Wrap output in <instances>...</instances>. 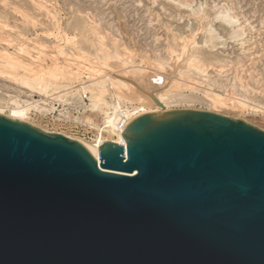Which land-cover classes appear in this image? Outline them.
<instances>
[{
  "label": "water",
  "instance_id": "obj_1",
  "mask_svg": "<svg viewBox=\"0 0 264 264\" xmlns=\"http://www.w3.org/2000/svg\"><path fill=\"white\" fill-rule=\"evenodd\" d=\"M93 148L0 113V264H264V130L144 111Z\"/></svg>",
  "mask_w": 264,
  "mask_h": 264
},
{
  "label": "rangeland",
  "instance_id": "obj_2",
  "mask_svg": "<svg viewBox=\"0 0 264 264\" xmlns=\"http://www.w3.org/2000/svg\"><path fill=\"white\" fill-rule=\"evenodd\" d=\"M225 14L237 16L238 23L223 21ZM98 42L115 53L107 64ZM5 54L35 68L65 66L66 75L67 70L76 75L59 79L57 90L38 92L10 77L8 71L15 70L2 61ZM195 60L206 64L204 78L196 72ZM135 65L146 68V82L172 89L171 109L210 110L264 130V0H0L1 114L10 112L7 106L15 98L21 104L28 98L45 100L46 109H33L27 122L74 139L88 131L94 139L115 140L117 135L101 129L115 105L110 111L84 108L96 81L115 93L133 89L112 85L109 78L127 74ZM207 93L219 94L226 104H215ZM113 97L108 99L120 103L118 109L139 104Z\"/></svg>",
  "mask_w": 264,
  "mask_h": 264
},
{
  "label": "bare ground",
  "instance_id": "obj_3",
  "mask_svg": "<svg viewBox=\"0 0 264 264\" xmlns=\"http://www.w3.org/2000/svg\"><path fill=\"white\" fill-rule=\"evenodd\" d=\"M37 4H39V3H37ZM42 4H43V2H42ZM42 4L40 5V7L43 6ZM50 6L51 5H49V7ZM45 10L47 11V9H45ZM25 15H26V17H28L27 14H25ZM227 15L225 17L221 16V17H224L223 21L224 20L229 21L228 22L229 24L230 23L231 24L238 23L237 18H236L237 16H232L231 14H230L231 16L230 15L227 16ZM98 43L100 44L99 48H100V50L102 52L103 59L105 60V62L107 64L108 61L115 56V53L109 52L107 50V48H106L104 43H101V42H98ZM210 43H211V41H210ZM169 49H172V48H169ZM3 58H4V60H2V61L3 62H8L9 66L15 70V71H8V74H10L11 78L15 79L20 84H22V85H24V86H26L28 88H31L32 90H37L38 92H46V91H48V88L54 87V86H55L54 90L55 89L57 90L59 88V85H58V80L59 79H61V78L67 79V78H65V76L73 77L74 75H76V73L74 71L72 72L71 70H67L68 74H70V75H66V69H68V68H66L64 66L66 68L65 69L61 65H54L53 64L54 66H51V67L49 66L48 68H44L45 66L41 67L42 66V64H41V66H38V67L35 68V67H32V66L30 67L27 64H25L19 57L12 56L10 54H5L3 56ZM197 58L199 59V56ZM103 59H101L102 63L104 61ZM192 60H194V59H192ZM195 61H197V60H195ZM36 64H38V62H36ZM192 64L193 63H191V65ZM31 65H33V64H31ZM156 65H157V67H162L163 66L162 63H157ZM193 65H195V67H196L195 69L197 70L196 72L198 74L201 75L203 73L202 75H204V76L202 78H204L205 75H206L205 74L204 65H206V64H203V63L200 64L197 61ZM187 66L190 67V65H187ZM132 68H133L132 70L125 72L127 74L123 73V75L115 74L114 76H110L109 80L112 81V85L120 84L122 86V88H127V89L129 88L130 85H132L133 89H130V90H127V91L119 90L118 93H117V91L115 93L113 91H110L108 88H106L105 85L103 84V82H100V81L97 82L96 81V83L94 82L95 86L93 85L94 88L91 89L90 102H89L88 105H85V108H84L86 111L87 110H90V111H103V110H105L104 108L107 107L106 108L107 111H110V108L113 105L118 106L120 104V103H118V104L117 103L116 104L111 103V100L108 99V97H113L114 95L117 98L116 100H119V101H120V99L122 97L125 98V99L128 98V100H130V99L131 100H136V102H138L139 104L138 105L134 104L132 106V108L128 107L126 110H124V113L122 112V114L116 113V115H113V116L107 114L108 122L110 124L109 128L107 129V132H109L110 134L117 135V139H115V140H117L119 142H122V143H125V139H124V137L122 135V131L125 128V126L131 121V118L134 115L139 114V113L144 112V111H160V112H163L165 110H169V109H171L170 108V99L174 98V97L171 96L172 95V89L166 90L165 86L157 87V86H154V85L150 84L149 82L145 81L146 78H145L144 72L146 71L145 70L146 68L145 69L142 68V65L141 66L140 65H135V66H132ZM185 68H187V67H185ZM185 70H187V69H185ZM2 72H5V70H2ZM158 77H159V75H158ZM238 78L240 79L239 76H238ZM154 79H157V80L159 79L158 81H160L161 78H154ZM194 79H193V81H195ZM73 80L71 79L70 81H73ZM189 80H191V78ZM189 80H187V82H188L187 85H189ZM178 82H181V81L176 80V84H178ZM192 83L193 82L191 81L190 84H192ZM210 83L214 84V83H216V80L211 79ZM63 84H67V83H63ZM197 84H198V82H197ZM197 84H195V85H197ZM69 85H70V87L72 86L71 84H69ZM178 85H179L178 86L179 88H182V86L180 87V83ZM190 87H193V86L191 85ZM75 89H76V87H75ZM207 89L209 90V88H207ZM88 90H89V88H88ZM206 91L207 90H205L204 92L206 93ZM58 92H60V91H58ZM207 92H209V91H207ZM51 93L53 94V92H51ZM61 93H62V91H61ZM64 93H67V92L64 91ZM107 93H108V95H107ZM113 93H114V95H113ZM46 94H47V92H46ZM54 94H57V92L54 93ZM207 94L209 96H211V99L213 100V102L215 104H217V105L226 104V101H225L224 97L220 96L219 94H217V93H214V94L207 93ZM209 96H207V97L210 99ZM77 97H79V96H77ZM23 100H24L25 104H21L19 101H17V98H15L12 101L15 104L13 106H9V105L7 106V108L10 111L7 114L9 117L21 119V120H24V121H28V119L31 117L30 112L33 111V109H39V108L40 109H46V106H47L46 103H45V100L38 101V100H30L29 98L28 99H23ZM237 100H238V98H237ZM112 102H113V100H112ZM231 103H232V101H231ZM0 113H4V110L0 109ZM67 135L71 137V135H69V134H67ZM76 138H77V140L83 141L84 143H86L87 145H89V146H91L93 148H99L100 143L102 141H104V140H107V139H103V138H97L95 141H91L90 142V141H86L85 139L80 138V137H76Z\"/></svg>",
  "mask_w": 264,
  "mask_h": 264
},
{
  "label": "built area",
  "instance_id": "obj_4",
  "mask_svg": "<svg viewBox=\"0 0 264 264\" xmlns=\"http://www.w3.org/2000/svg\"><path fill=\"white\" fill-rule=\"evenodd\" d=\"M127 108H121V109H118V107L117 106H115V108H113L112 110V112H110V114L109 115H116V113H118V114H122V112L124 113V110H126ZM111 110V109H110ZM107 118V117H106ZM109 122H108V118L107 119H105V121L103 120V127L101 128V129H105L106 130V132H107V129L109 128ZM126 127V126H125ZM125 129V128H124ZM123 129V130H124ZM123 132V131H122ZM80 133H82V136H84L83 137V139H85L86 141H95L96 139H94L92 136H90V135H88V131H87V133H84V132H81L80 131Z\"/></svg>",
  "mask_w": 264,
  "mask_h": 264
}]
</instances>
